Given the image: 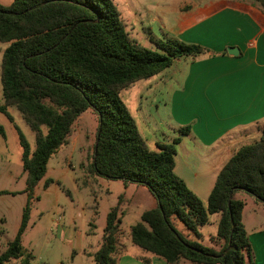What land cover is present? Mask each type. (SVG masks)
Instances as JSON below:
<instances>
[{"label":"trees","instance_id":"obj_1","mask_svg":"<svg viewBox=\"0 0 264 264\" xmlns=\"http://www.w3.org/2000/svg\"><path fill=\"white\" fill-rule=\"evenodd\" d=\"M253 1L264 13V0ZM153 42L151 50L130 38L112 0L0 4V43L6 44L0 62V112L11 121L7 108L14 107L35 140L31 151L17 129L28 198L14 238L0 253V264L20 258L29 264L21 235L33 188L48 160L68 143L75 119L87 109L97 118L89 173L141 184L156 201L130 227L131 244L167 264H252L241 222L244 203L234 195L244 192L264 205V125L256 142L241 146L223 165L203 206L174 173L175 146L189 127L179 128L170 143H155L151 150L119 94L166 70L175 59L207 50L172 36ZM213 214L219 215L214 235L221 243L218 249L183 237L170 222L177 219L198 238V229ZM120 216L118 206L107 213L102 243L92 255L95 264H116Z\"/></svg>","mask_w":264,"mask_h":264},{"label":"rangeland","instance_id":"obj_2","mask_svg":"<svg viewBox=\"0 0 264 264\" xmlns=\"http://www.w3.org/2000/svg\"><path fill=\"white\" fill-rule=\"evenodd\" d=\"M11 1L0 0V4L6 6ZM112 1L130 38L153 50V41L165 39L180 13L195 9L209 0ZM5 47L6 44L0 43V62ZM150 80L142 79L130 85L121 90L119 96L135 120L145 144L155 150V143L170 141L177 136L178 130L173 131L174 126L168 122L167 107L159 99L160 95L152 87L147 88ZM2 104L0 83V106ZM7 113L11 121L0 112V125L4 130V136L0 135V253L14 238L28 198L17 129L30 150L35 147L34 133L20 113L14 107H8ZM96 129L97 118L87 109L75 119L68 143L48 160L43 178L33 188L28 218L21 235V247L24 254H30V264H95L92 255L102 243L106 215L116 206L121 212V222L115 258L125 249L132 258L152 257L132 245L128 233L142 211L155 207L156 201L141 184L89 173ZM177 150L175 171L180 173L183 169L182 157L186 156L188 147ZM193 193L205 206V192ZM234 197L244 203L241 220L244 228L251 231L262 227L264 231V205L244 192H237ZM216 217V214L210 215V223L198 229L201 239L177 219L172 218L170 222L183 237L210 247L214 243H209L210 239L204 235H216ZM220 244L215 241L214 248L218 249Z\"/></svg>","mask_w":264,"mask_h":264},{"label":"crops","instance_id":"obj_3","mask_svg":"<svg viewBox=\"0 0 264 264\" xmlns=\"http://www.w3.org/2000/svg\"><path fill=\"white\" fill-rule=\"evenodd\" d=\"M261 11L253 0H209L180 13L167 36L199 45L207 53L175 59L147 84L166 105L173 131L189 127V132L175 146L174 173L188 190L205 192V200L223 165L241 146L256 142L264 125V13ZM226 48H236L238 54L229 55ZM177 136L162 143H170ZM185 146L188 150L182 157L183 169L176 173L177 148ZM216 215L217 227L219 215ZM245 232L252 264H264L263 228L245 229ZM204 236L215 244L214 235ZM214 244L210 247H215ZM154 257L132 258L125 249L117 255L116 264H167ZM5 264L23 263L20 258ZM177 264L191 263L181 260Z\"/></svg>","mask_w":264,"mask_h":264},{"label":"water","instance_id":"obj_4","mask_svg":"<svg viewBox=\"0 0 264 264\" xmlns=\"http://www.w3.org/2000/svg\"><path fill=\"white\" fill-rule=\"evenodd\" d=\"M226 51L229 55H237L238 50L236 48H226Z\"/></svg>","mask_w":264,"mask_h":264}]
</instances>
